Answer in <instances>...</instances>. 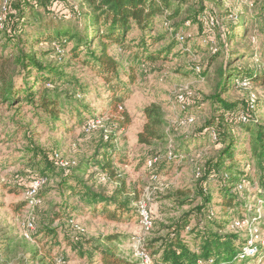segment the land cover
Here are the masks:
<instances>
[{"label": "rangeland", "instance_id": "rangeland-1", "mask_svg": "<svg viewBox=\"0 0 264 264\" xmlns=\"http://www.w3.org/2000/svg\"><path fill=\"white\" fill-rule=\"evenodd\" d=\"M4 1H7L9 7V3L15 0H0V4ZM49 2L46 3L50 11L48 18L57 20L75 11L79 14L81 25L79 28L82 29L87 9L80 0H49ZM259 10L260 0L172 2V9L168 11V15L177 13L168 26L172 32L166 30L162 17L155 25V33L151 35V37L159 35L163 40L151 46L150 50L163 49L166 52L159 60L149 63L147 71H140V68L136 67L131 69L135 80L133 84L127 86L128 99L124 106L131 121L125 128L118 127L120 109L118 113L109 110L105 102L107 93L101 89L102 81L95 77L90 69L77 62H70L68 56L63 58L59 51L49 58L45 57V62L60 67L65 75L73 76L79 84L89 88L86 95L77 94L73 99L82 100V104L88 105L92 112L91 117H96L94 120L97 124L94 129L85 133L82 124L75 126L73 125L75 121L72 120L68 122L69 130L64 131L56 125L45 124L31 107L19 105L9 108L0 105V183L16 185L14 192L0 188V245L5 243V239L11 241L6 250L0 251V264H98L96 256L90 257L84 254L91 253V245L94 243L111 247L117 258L129 261L135 260L137 241L141 242V246L149 254L154 253L158 245L153 248V242L164 237L167 228L182 216L191 215L194 211V207L198 204L196 199L192 200V205L187 203L183 206H180L176 199L181 200L182 196L193 197L200 180L197 176L198 168H205L206 163L215 158L220 149V143H214L211 136H205L204 142L199 143L197 138L195 139V135L201 131L204 123L220 115L218 105H213L210 99L217 82V67L225 64L226 59L231 57L234 62L230 68L261 75L264 64V15L258 17ZM201 13L204 17L201 25H198L195 17ZM43 18L47 17L43 15ZM187 21L191 24L189 28L184 27ZM211 21L213 25H210ZM245 21L249 27L247 36L239 39L236 33L241 31V28H238L235 34L233 33L234 40H228L232 35V29H236V26L242 25ZM178 30L181 32L188 30L186 37L190 36L193 41L187 42L183 47L190 49L195 44L196 52L180 54V47L174 40ZM139 35V32L134 31L131 37L136 39ZM200 38L210 46L211 53L215 50L222 51L221 56L213 60L214 55L198 43ZM46 49V45H41L36 51ZM133 53L132 51L128 54L127 51H120L114 46L109 50V54L121 64L122 73L130 72L129 60ZM192 65H200L204 73L201 72L202 74L199 75L192 73L189 70ZM122 81L127 82V80ZM64 89L69 88L64 87ZM64 89L61 91H66ZM152 91L169 95V99L165 100L166 104L161 105V114L165 120L162 132L165 137L153 141L151 146L139 145L137 135L144 124L141 113L145 106L152 103L151 96L154 93ZM249 93H253L258 99L257 112L251 116L264 124V86L261 81L252 85L245 83L240 87L236 86L222 95V98L240 108L245 104ZM178 94L185 95L187 112H190L194 118L193 124L183 123L186 115L180 113L175 102ZM191 109L193 111H190ZM237 128L225 127L226 141L234 137L246 139L244 130L238 131ZM24 133H29L49 157L53 152H58L61 158L69 163L80 164L90 160L101 144L113 145L116 151L113 158L116 162L114 167L116 177L109 178L96 166L90 165L83 178L95 191H101L107 196L112 195L123 184L124 187L122 186L121 189L123 196L130 199L135 197L130 203V213L124 215L126 219L122 222H113L100 215H91L87 210L84 214H72L76 218L74 223L82 229V232L70 229L57 220L50 224L51 213L57 211L58 206L62 208L68 197L69 201L77 203L76 198L58 191L59 173L67 172V168L60 167L56 180L50 179L42 190L41 198L39 197L40 204L30 211L34 230L28 232V238H25L24 225L30 212L25 208V192L29 183L24 175L32 176L36 173H32L26 167L27 160L24 158L26 153L23 151L25 143L22 140ZM177 146H180L183 156L167 163L166 159ZM154 156L160 164L158 163L156 169L151 170L147 161ZM250 179L254 180V183L242 189L237 196L247 205L256 207L257 219L253 220L252 224L264 233V208L256 202L259 186L254 174H250ZM217 188L218 185H212L210 191L215 193ZM139 201L145 202L152 218V227L147 233L142 231L136 212ZM22 202L24 203L22 207H12L13 204ZM215 212L219 216L224 213L218 207L215 208ZM232 219L235 218H226L229 221ZM229 224L225 226L226 233L238 234L246 243L248 240L246 227L242 226L233 231ZM48 226L56 230L55 236L46 237L42 233ZM108 236L113 237V240L107 241ZM259 246L263 247L259 258L242 264H264V245L259 244ZM48 249L50 254L46 252Z\"/></svg>", "mask_w": 264, "mask_h": 264}, {"label": "trees", "instance_id": "trees-1", "mask_svg": "<svg viewBox=\"0 0 264 264\" xmlns=\"http://www.w3.org/2000/svg\"><path fill=\"white\" fill-rule=\"evenodd\" d=\"M80 1L87 9L82 29L79 28L81 26L79 14L75 11L57 20L48 18L50 11L46 3H50L49 0H15L9 3V7L7 3L8 14L6 13L5 21L0 27V105L9 108L19 105L31 107L45 124L56 125L64 131L69 130L68 122L72 120L75 121L73 125L80 123L83 129L86 122L96 119L91 117L92 112L88 105L82 104V100L73 99L77 94L86 95L89 88L79 84L73 76L65 75L60 67L52 65L51 62H45V57L49 58L59 51L63 58L68 56L70 62L84 65L95 77L101 79V89L107 93L105 102L112 112L118 113L120 109L117 125L119 128H125L131 121L124 107L128 99L127 86L133 84L135 80L131 69L136 67L140 68V71H147L149 63L159 60L166 52L163 49L150 50L151 46L163 40L159 35L154 37L151 35L155 33V25L159 19L164 17L163 24L170 23L176 16V12L168 15V11L172 9V2L178 0ZM43 15L47 18H43ZM263 15L264 0H260L258 17ZM203 17V13L195 17L198 25H201ZM246 23L245 21L242 25L236 26V29L233 28L228 40H234V32L238 28H241V31L236 35L239 39L245 38L249 32ZM169 29L171 28L166 27V30L170 31ZM134 31L140 34L136 39L131 37ZM179 33L183 37L182 41L177 40L176 36ZM188 33V30L186 32L178 30L174 35V40L180 47V54L196 52L195 44L190 49L183 47L187 42L193 41L190 36L186 37ZM198 43L214 55L213 60L221 56L220 50L211 53L210 46L205 44L204 39L200 38ZM41 45H46L47 49L36 51V48ZM111 46L117 47L120 51H127L128 54L134 52L129 60L130 72L122 73L121 64L109 54ZM233 62L234 59L229 57L225 64H221L216 69L217 82L210 99L213 105H218L220 115L204 123L201 131L195 135L199 143L204 142L205 136L209 137L213 133L215 136L213 142L220 143V149L217 156L206 163L205 168H198L200 180L193 197L182 196L181 200L176 199L180 206L187 203L192 205L193 199H196L198 204L191 215L182 216L167 228L164 237L153 242V248L156 244L158 246L154 253L149 254L150 264H242L258 259L262 253L263 247L257 246L253 256L245 257L240 262L238 259L246 243L238 234L225 231V226L230 222L231 228L234 220L252 222L257 219L256 207L241 201L237 196L241 190L236 189L242 183L245 184L242 189L254 183V180L250 179L251 173L254 174L259 186L256 202L264 208V124L251 116L257 112L258 99L255 96L254 110L250 112L248 99L253 93L248 94L245 104L240 108L222 98L227 91L236 86L240 87L243 83L252 85L261 81L264 86V64L261 75H258L230 68ZM189 70L198 75L202 72L200 65H192ZM122 80L127 82L123 83ZM64 87L69 89L66 90ZM152 95V103L145 106L141 113L144 124L137 135L139 145L151 146L153 141L162 140L165 137L162 132L165 120L161 114V105L166 104L165 100L169 99V95L156 92ZM175 102L177 104V96ZM180 113L186 115L185 117H192L190 112H187L186 103L185 109L180 110ZM241 115H246V123L239 120ZM225 127L230 129L238 127V131L244 130L246 139L234 137L226 141ZM22 140L25 143L23 151L26 153L24 154L27 160L26 167L32 173H36L32 176L24 175V178L28 183L33 178L46 179L44 187L38 194L40 197L50 179L56 180L60 167L54 165L52 157L55 152L49 157V154L41 149L29 133H24ZM193 142L195 143V140ZM115 155L113 145L101 144L90 160L76 163L75 166L68 167L67 172L59 173L58 191L76 198L77 203L69 201L68 197L62 208L58 206V210L51 213L50 224L57 220L73 229L72 225L75 224L76 218L72 214H84L87 210L91 215H100L113 222H122L126 219L124 215L130 213V203L135 200V197L130 199L123 196L121 192L123 184L112 195L107 196L101 191H95L83 178L92 165L114 179L116 177L114 170L116 162L113 160ZM182 156L180 146H177L166 162L170 163ZM154 159L156 161L152 163L151 170L156 169L160 162L156 156L150 157L148 161ZM215 184L218 188L215 193H212L210 186ZM9 186V184L0 183L2 190L14 192L16 185ZM24 203H15L12 207L19 208ZM216 207L224 211L223 215L219 216L215 212ZM226 218L235 219L229 221ZM55 231L48 226L42 233L46 237L48 235L53 237ZM5 240V243L0 245V251L6 250L11 242L9 239ZM106 240L112 241L113 237L108 236ZM46 252L50 254L49 249ZM84 254L90 257L96 256L98 264H138L135 261L117 258L114 249L96 243L91 245V253ZM84 254L82 255L85 256Z\"/></svg>", "mask_w": 264, "mask_h": 264}, {"label": "built area", "instance_id": "built-area-1", "mask_svg": "<svg viewBox=\"0 0 264 264\" xmlns=\"http://www.w3.org/2000/svg\"><path fill=\"white\" fill-rule=\"evenodd\" d=\"M6 13H7V1H4L3 3L0 4V27L5 21ZM163 25L168 28L169 23L165 22ZM210 25H213L212 21L210 22ZM186 26L188 27L189 23H186ZM176 37L178 41L183 40V37L179 34ZM196 71H198V69H196ZM242 85H245V83H243ZM255 100H256L255 95L250 94L249 99H248V111L252 112L254 110ZM185 103H186L185 95L178 94L177 104L180 110L185 109ZM239 120L242 123H246L247 122L246 115H241L239 117ZM183 123L188 124V125L193 124L194 118L185 117ZM95 124H97V121L89 120L88 122L85 123L82 130L85 133H88L92 129H94ZM210 136H211V139L214 141L215 140L214 134L211 133ZM52 158L54 161V165L57 167L68 168V167H73L76 165V162L69 163V162L64 161L58 152H55ZM155 161L156 159H154L153 161H148L147 165L151 167L152 163H154ZM197 176H198V170H197ZM45 183H46V179L41 178V177L33 178L30 180L28 188L25 192V201H26L25 208L29 210V212L32 211L35 207H37L40 204V199L38 197V194L40 190L44 187ZM244 186L245 184L242 183L238 185L236 189L240 191L242 190ZM136 212L139 217V223H140V227L142 231L145 233L149 232L152 227V218L148 212L145 202L143 201L137 202ZM242 226H245L247 229L248 240L246 241V244L244 248L242 249V254L239 256L238 260L240 262H242L245 259V257L253 256L256 253L257 246H259V244L264 245V233L260 232V229L256 227L255 224H252V222H249L246 220L245 221L234 220L231 224V228L235 230L242 228ZM24 227H25V233L23 234V236L25 238H28V232H31L34 230V223H33L31 212L25 222ZM72 228L78 231H82V229L77 224L72 225ZM137 242H138V246L135 249L136 253L134 255V258H135L134 261L137 262L138 264H150L151 261H150L149 253L147 252L145 248L141 246L140 241H137Z\"/></svg>", "mask_w": 264, "mask_h": 264}]
</instances>
